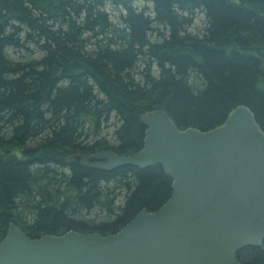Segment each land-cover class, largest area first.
I'll list each match as a JSON object with an SVG mask.
<instances>
[{
  "label": "trees",
  "instance_id": "obj_1",
  "mask_svg": "<svg viewBox=\"0 0 264 264\" xmlns=\"http://www.w3.org/2000/svg\"><path fill=\"white\" fill-rule=\"evenodd\" d=\"M237 106L264 132V0H0V242L11 223L105 236L158 210L172 192L159 165L68 159L138 152L147 111L208 131ZM236 257L264 264V241Z\"/></svg>",
  "mask_w": 264,
  "mask_h": 264
},
{
  "label": "water",
  "instance_id": "obj_2",
  "mask_svg": "<svg viewBox=\"0 0 264 264\" xmlns=\"http://www.w3.org/2000/svg\"><path fill=\"white\" fill-rule=\"evenodd\" d=\"M140 120L138 152L76 154L68 163L107 172L159 165L172 180L169 199L105 236L69 231L31 239L11 223L0 264H244L236 257L240 249L262 247L264 132L253 113L237 106L208 131L180 130L161 109Z\"/></svg>",
  "mask_w": 264,
  "mask_h": 264
},
{
  "label": "rangeland",
  "instance_id": "obj_3",
  "mask_svg": "<svg viewBox=\"0 0 264 264\" xmlns=\"http://www.w3.org/2000/svg\"><path fill=\"white\" fill-rule=\"evenodd\" d=\"M109 15H117L116 12L108 11ZM116 17V16H115ZM202 16H197V18L194 21L193 27L191 28V31L195 32L196 30H199L202 22H201ZM113 129L112 128H106L103 130L102 136L105 137L108 141L112 142L113 141V134H112Z\"/></svg>",
  "mask_w": 264,
  "mask_h": 264
},
{
  "label": "flooded vegetation",
  "instance_id": "obj_4",
  "mask_svg": "<svg viewBox=\"0 0 264 264\" xmlns=\"http://www.w3.org/2000/svg\"><path fill=\"white\" fill-rule=\"evenodd\" d=\"M93 161H90V163H92Z\"/></svg>",
  "mask_w": 264,
  "mask_h": 264
}]
</instances>
